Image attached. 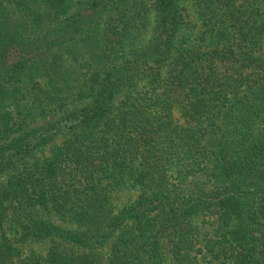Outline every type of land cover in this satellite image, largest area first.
I'll return each mask as SVG.
<instances>
[{"label":"trees","instance_id":"obj_1","mask_svg":"<svg viewBox=\"0 0 264 264\" xmlns=\"http://www.w3.org/2000/svg\"><path fill=\"white\" fill-rule=\"evenodd\" d=\"M0 264H264V0H0Z\"/></svg>","mask_w":264,"mask_h":264},{"label":"rangeland","instance_id":"obj_2","mask_svg":"<svg viewBox=\"0 0 264 264\" xmlns=\"http://www.w3.org/2000/svg\"><path fill=\"white\" fill-rule=\"evenodd\" d=\"M45 153H47V151H45Z\"/></svg>","mask_w":264,"mask_h":264}]
</instances>
